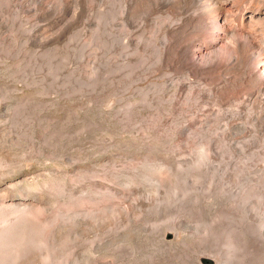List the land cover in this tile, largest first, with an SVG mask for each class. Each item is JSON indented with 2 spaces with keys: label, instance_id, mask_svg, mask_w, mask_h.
<instances>
[{
  "label": "rangeland",
  "instance_id": "rangeland-1",
  "mask_svg": "<svg viewBox=\"0 0 264 264\" xmlns=\"http://www.w3.org/2000/svg\"><path fill=\"white\" fill-rule=\"evenodd\" d=\"M247 1L242 0V4L244 3L245 6L254 4L256 6L254 2L251 4L252 0ZM117 2L119 6L116 4ZM119 2L120 0H115V2L114 0H0V264H187V262L188 264H195L194 254L196 253H193V251L206 252L208 254L207 264H215L217 259V257L214 258L215 254H217L215 253L216 248V251L222 249V252L224 251V254L220 251L221 253L218 252L217 255H225L227 251L231 253L227 252L226 256L230 257L232 255L230 257L233 260L232 264H237V261L238 264H243L242 260L244 257L245 259L247 258V264H259L260 262V264H264V256L260 257L264 255V250L262 249L264 248V239L262 237V231L264 230V199H262L264 197V145L243 149L250 158L252 165L254 163L253 166H255H252V188H254L250 195L252 196L253 193L255 195L251 197L253 199L250 198V205L254 216L250 217L249 221H246L239 206L232 201L223 202L218 197L222 190V184L226 180L217 177L218 179L214 181L211 178L210 172L207 171L206 165L204 166L206 160L204 155L208 150L205 142L208 138L207 133L211 131L215 132V129H217L216 131L220 130L219 127H222L221 125L223 124L220 116L213 115L211 118L209 117L205 127L202 126L204 127L203 129L201 128L202 130H200L199 126L196 129L194 128L195 130L183 142L180 137H178V140L173 135L171 128L173 102L168 93L170 87L165 86L163 83L166 81L164 77L167 78L168 70L166 68L164 70V66L161 64L159 58L160 50L158 49V47L161 48L164 40L163 33H159V29L161 28L160 32L165 30L164 28L168 25L166 23H169L168 17H172L173 14L170 16L171 13L164 12L165 10L163 9H160V12H158L159 10L157 9L159 8L153 7L154 10L151 5L146 3L147 5L144 4V6L143 3L140 4L138 3L140 1H137L134 3L140 6L133 4L132 6L135 10L131 8L130 11L133 14L129 12L133 16L128 13V17H132L131 20L134 19V22L131 21V23L133 22L132 26L129 25L131 30H129V27H127L128 31L125 30L126 32L121 31L120 28L111 30L109 17L111 18L112 15L113 17L120 16V14H116L121 13L120 10L123 7L124 0ZM51 5L52 7H50ZM254 6L252 5L251 7L254 8ZM259 6L261 8L264 7L263 3L259 4ZM181 7V10L180 8L177 10L180 14L174 12L173 17L178 14L184 16V10L187 6L182 4ZM151 8L153 10H150ZM114 9H117L114 12L115 14H113ZM46 11H51V14L46 13ZM153 11L158 13L155 14ZM150 12H153L154 15ZM109 13L111 16H107ZM41 14L46 16L43 15L42 17ZM149 14L150 16L152 15L151 18L153 20L149 18ZM142 17L143 19H141ZM154 17H156L155 20ZM158 17L159 22L157 21ZM160 25L161 27L159 28ZM155 26H158L157 29ZM150 30L153 31L151 32ZM130 32H132V35ZM111 34L114 36L113 40ZM117 38L119 40L120 38L122 39L120 44L123 43V46L120 50L119 47L121 45ZM123 38L128 40L126 43L128 45L124 43ZM115 40L118 41L116 42ZM146 40L150 43H146ZM108 41L112 42L109 43ZM158 42L161 43V46H158ZM113 43L115 44L114 46L112 45ZM118 44L120 46H116ZM110 46H113V49ZM144 49L147 51H144ZM123 52L125 53L124 55L122 54ZM146 56L148 57L145 58ZM118 59L120 61L123 60V63L118 61ZM111 62L113 64H110ZM115 63L118 64L116 65L118 68L114 65ZM135 64L140 65L136 66ZM113 65L115 66L114 68L111 67ZM110 72L112 73L110 74ZM120 76H123L124 80ZM138 81L139 83H136ZM145 84L149 85L146 87ZM153 84L155 85L153 86ZM161 84H164L165 88ZM135 85L139 88L135 87ZM166 96L168 101H166ZM111 100L114 101L112 102ZM126 103L127 105H125ZM140 103L144 105H139ZM190 103L188 106L190 107L191 105V112L189 107L184 109L182 103L178 105L177 109L181 115H183L182 111L186 110V116L191 115L192 121H194L196 117H193V114L196 111L195 109H198L197 103L193 100ZM194 103L196 104L194 105ZM194 107L196 108L194 109ZM169 112H171L170 116ZM179 150L181 152L178 153ZM168 151L172 153L170 154ZM176 151L177 153H175ZM182 152L186 156L183 154V157ZM221 152H226V149L223 145L217 144L213 152L215 154H211V161L216 163L215 165H219L218 163H220ZM256 152L260 154H258L259 157L256 155ZM179 155H181V159ZM261 155H263V159ZM175 156L179 157L178 160ZM190 157L191 159H189ZM147 161L149 164L152 162L153 166L149 165ZM176 161H179V163H176ZM165 162H168V164ZM184 162L188 163L183 165ZM194 162L198 167L191 164H195ZM133 163L139 164L140 167L135 166ZM261 163L262 165H260ZM190 164L191 167H189ZM141 165L144 168H141ZM133 166L136 167V170L140 168L141 170L136 171ZM220 166L222 167L223 165ZM157 169H160L159 172ZM188 169L192 170L191 173L193 175ZM178 171H184L187 174L180 172L182 174L180 175ZM131 172L133 176H130ZM155 172L156 175L154 174ZM142 173L143 175H141ZM174 174L175 176H173ZM203 174H206V176ZM160 175L162 176L160 177ZM202 175L203 179L199 181L198 177L200 179ZM192 176H195L196 179ZM108 177H112L111 181L108 180ZM257 177L259 179L258 182L256 181ZM116 178L118 179L116 180ZM153 180L156 183L152 182ZM176 180L179 182L177 183ZM189 180H192L193 183ZM195 180L196 182H194ZM204 180L209 185L207 182L205 184L201 183ZM117 181L119 183L122 182V185L116 184ZM148 182L149 185L145 184ZM160 182L164 183L163 188H161L162 183L160 184ZM187 182L190 185L192 184L194 188H191ZM220 182L223 183L219 185ZM156 185H160L159 188L158 186L155 187ZM196 185H199L197 186L199 190ZM171 186L173 187V191ZM213 186L215 187L213 188ZM188 187L190 189H186ZM155 189L158 190L155 191ZM179 189L183 193H186L183 195L182 192H179ZM166 190L167 193L165 192ZM168 190L171 193L173 192L174 195ZM147 191L152 195H156L157 193L162 194L163 199L164 197L167 198H165L166 202H164L165 199L161 198L163 202L159 201V203L154 204L156 201L149 198L144 204H141L144 201L141 200L143 198L141 196ZM107 192L111 193L108 194ZM188 192L192 193V196L188 195ZM202 192L203 195H201ZM206 195H209V197L211 195V197L209 198ZM136 196L140 201L135 199ZM201 196L202 198L199 200ZM256 196L261 197L257 199ZM184 197H188L189 199ZM197 197L199 199H196ZM206 197L208 198L206 199ZM192 200L193 204L190 205ZM130 201H132L131 204L129 203ZM184 203L187 204L185 205ZM199 203L204 207H201L202 205L200 206ZM259 203L260 206L262 205V208L259 206ZM173 204H175L176 209L172 206ZM158 206L161 208L159 209ZM188 206L192 210L188 209ZM195 206L198 207L196 208ZM140 208L145 209L143 211ZM125 210L126 213H124ZM118 213L128 215L123 217L121 214L120 217ZM261 215H263V218L260 217ZM212 216L215 218L214 220ZM109 217L110 220L108 221ZM118 217H120V220ZM228 217H232V220ZM133 218L135 219L133 220ZM207 219L211 224L206 222ZM162 220H164L162 223L159 222ZM143 221H147L146 223L144 222L146 225H144ZM131 222L133 223L132 225ZM158 223L160 225H157ZM164 224H167V227ZM251 224L255 225L252 226ZM189 225L192 226L191 229H189L191 227ZM135 226H137V229H134ZM142 226H147V230L145 229L146 227L142 229ZM151 226L153 228L157 227L153 229ZM257 227H260L259 231H255ZM138 228L140 229L138 230ZM166 229L177 231V235H169L165 238L168 242L167 245H165L162 236L163 231ZM188 229L189 231L187 232ZM111 230L118 233L113 235L114 232ZM252 230L254 231L253 235L257 232L256 237L252 235ZM123 231L124 233H122ZM125 232L126 234L128 233L127 237H125ZM204 232L209 233L208 235L210 236L208 237L207 233L205 234ZM233 232L235 235L232 234ZM238 233H243L239 234L240 238L238 237ZM116 236L118 239L120 237L121 240L119 239V242ZM226 236L227 239H224ZM228 236L230 239H228ZM249 236L252 237L249 238ZM235 237L238 239V244ZM257 237H259V240ZM202 238L206 240H202ZM124 239L129 241H125ZM218 239L222 240H220L221 243ZM209 242H213L215 244L214 247L211 246L213 243H210V245ZM223 242L227 243L230 247L226 246ZM205 243H207V247H205ZM230 243L231 245H229ZM251 243L255 244V247ZM201 248L202 250H200ZM190 251L192 252L191 255ZM244 252L246 253L245 256L244 254L242 255ZM247 254L251 259H249ZM185 256L188 257L185 258ZM10 257H12L14 262H9L8 259ZM257 257L258 260H256ZM191 260L193 261L192 263Z\"/></svg>",
  "mask_w": 264,
  "mask_h": 264
},
{
  "label": "bare ground",
  "instance_id": "bare-ground-1",
  "mask_svg": "<svg viewBox=\"0 0 264 264\" xmlns=\"http://www.w3.org/2000/svg\"><path fill=\"white\" fill-rule=\"evenodd\" d=\"M117 1V0H116ZM122 0H120L121 2ZM126 1V2H125ZM137 1H140L138 3H143L144 4H149L153 7H156V8H159L157 10H159L158 12H160V9H163L165 10L164 12H169L171 13L170 16L172 15V17H168L169 18V23H166L168 24L166 26V28H164L165 30H163V32H160V27L162 25L159 26V33H163V37H164V40H163V43H162V46H161V43L158 42V46H161V48L158 47V49L160 50V53H159V58H160V61H161V64L164 66V70L165 68L168 70V73H167V78L164 77V79L166 81H164L163 83L165 84V86H168L170 87L169 89V94H170V97H171V100H172V104H173V118H172V132H173V135L177 137H180L182 142L185 141L190 135L191 133L196 129L198 128V126L200 127V130H202L204 127H205V124L206 122L208 121L209 117L211 118V116L213 115H219L221 120L223 121V124H219L221 125L222 127H219L220 130L216 131L217 129H215L211 132H208L207 133V136L208 138L206 139V146L208 147V150L205 152V164L204 166L206 165V169L208 172H210V175H211V178L214 179V181L218 178L220 179H225L226 182L224 184H222V190L220 191L219 193V196L221 198V200L223 202H234L237 206L240 207V209H242V212H243V217L245 218L246 221H249L250 217L254 216V213H253V210L251 209V205H250V198L252 196H250L252 194V191H253V188H252V183H253V178H252V163L250 162V158L248 157V155L244 152V148L246 147H251V146H257V145H264V7H262V5L259 6V4L263 3V6H264V0H259V1H256V0H252L251 1V4L252 2H254L256 4V6H254V4H252L254 6V8H252L250 6H248L247 3L248 0L246 3L247 6H245V4L243 3L242 4V0H124V3L122 4L123 7L121 8V13H118L116 15H119V17H113V15L111 16L110 13L107 14V16H111V18L109 17L110 19V28L111 30H116L117 28L121 29V31H128L127 27H129V25L132 26L133 24V20H131L130 17H128V13L130 12L131 14H133L130 10L132 8V10H135L133 9L134 7L132 6L133 4H135L134 2H137ZM36 2V1H35ZM115 2V0H114ZM119 2V3H120ZM145 2V3H144ZM40 4V3H39ZM43 4V3H42ZM113 4V3H112ZM118 4V2L116 3ZM146 4V5H147ZM182 4L186 5V9L183 11L184 13V16H181L179 15L180 13L177 12V10L182 6ZM49 5V4H48ZM140 6L139 4H135V6ZM55 6V5H54ZM113 6H115V4H113ZM119 6V4H118ZM145 6V5H144ZM1 7V6H0ZM52 7V5L50 6ZM116 7V6H115ZM114 7V8H115ZM117 8V7H116ZM140 8V7H139ZM143 8V7H142ZM150 9V10H153V9ZM182 8V7H181ZM180 8V10H181ZM184 8V6H183ZM53 9V8H52ZM141 9V8H140ZM144 9V8H143ZM254 9V10H253ZM5 10V9H4ZM48 10V9H47ZM115 10V9H114ZM113 10V14H115L114 12L117 11V9L114 11ZM138 10V9H137ZM155 10V9H154ZM49 11V10H48ZM46 11V13L48 12ZM144 11V10H143ZM142 11V12H143ZM149 11V10H148ZM43 12V11H41ZM90 12V11H89ZM112 12V11H110ZM136 12V11H134ZM139 12V10H138ZM155 14L158 13V12H155L153 11ZM153 12H150L153 14ZM174 12H177L179 13L178 15H175L174 16ZM51 14V11L48 12ZM129 13V14H130ZM45 14V13H44ZM44 14H41L42 17ZM130 14V15H131ZM165 14V13H164ZM163 14V15H164ZM145 15V14H144ZM151 15V16H152ZM46 16V15H44ZM66 16V15H65ZM115 16V15H114ZM133 16V15H131ZM138 16V15H136ZM140 16V15H139ZM150 16V14H149ZM151 16L149 18H151ZM159 16V15H158ZM166 16V14H165ZM48 17V16H47ZM160 17V16H159ZM159 17H158V22H159ZM167 17V16H166ZM66 18V17H65ZM135 18V16H134ZM138 18V17H137ZM156 17H154V20H155ZM143 19V17L141 18ZM153 20V18H151ZM164 20V19H163ZM108 21V20H107ZM131 21H133L131 23ZM144 21V20H143ZM109 22V21H108ZM137 23V22H136ZM157 23V22H156ZM138 24V23H137ZM148 24V23H147ZM141 25H142V21H141ZM155 25V24H154ZM158 25V24H157ZM165 25V24H163ZM145 26V25H144ZM107 27H108V24H107ZM156 27V26H155ZM154 27V28H155ZM158 27V26H157ZM156 27V29H157ZM165 27V26H164ZM130 28V27H129ZM147 28V26H146ZM152 28V27H151ZM141 29V27H140ZM139 29V31H140ZM131 30V28L129 29ZM132 30H134L132 28ZM138 30V28H137ZM144 30V28H143ZM125 31V32H126ZM138 31V32H139ZM142 31V29H141ZM148 31H149V28H148ZM151 31V30H150ZM153 31V30H152ZM151 31V32H152ZM157 31V30H156ZM108 32V31H107ZM116 32V31H115ZM114 32V33H115ZM118 32V31H117ZM143 32V31H142ZM142 32H140V34H142ZM119 33V32H118ZM131 35H132V32H130ZM129 33V34H130ZM136 33V32H135ZM156 33V32H155ZM117 34V33H115ZM139 34V36H140ZM147 34V32H146ZM109 35V34H107ZM114 35V34H113ZM119 35V34H118ZM117 35V37H118ZM121 35V34H120ZM123 36V35H121ZM134 36V35H133ZM144 36V35H143ZM159 36V35H158ZM111 37H112V40H113V37L112 34H111ZM135 37V36H134ZM162 38V36H160ZM109 38V37H108ZM116 38V36H115ZM114 38V39H115ZM122 38V37H121ZM120 38L119 40V44H120V41L122 40ZM160 38V39H161ZM146 39V38H145ZM108 40V39H107ZM118 40H115L116 42ZM123 41L124 43L126 44L128 42L127 39L123 38ZM142 41V40H141ZM109 42V41H108ZM107 42V43H108ZM112 41H110L109 43H111ZM115 42V43H116ZM108 43V45H109ZM146 43H150V42H147L146 40ZM117 44V43H116ZM116 45V46H120L119 47V50L120 48L122 49V46H123V43L120 44V45ZM113 46L115 45L114 43L112 44ZM128 45V44H126ZM125 45V46H126ZM131 45V44H130ZM148 45V44H147ZM152 45V44H151ZM112 46V47H113ZM146 46V45H145ZM108 47V46H107ZM111 47V46H110ZM111 47V48H112ZM110 49V48H109ZM113 49V48H112ZM116 49V48H115ZM126 49V48H125ZM124 49V50H125ZM134 49V48H133ZM150 49V48H149ZM118 50V51H119ZM135 50H138V49H135ZM146 49H144L145 51ZM158 50V51H159ZM147 51V50H146ZM157 51V50H156ZM156 51H155V54H156ZM113 52V51H112ZM135 53V52H134ZM137 53V52H136ZM141 53V52H139ZM147 53V52H146ZM123 55L125 54L124 52L122 53ZM113 55V54H112ZM141 55V54H140ZM139 55V57H140ZM148 55V54H146ZM158 55V54H157ZM114 56V55H113ZM112 56V57H113ZM118 56V55H117ZM126 56V55H125ZM111 57V58H112ZM120 57V55H119ZM117 57V58H119ZM124 57V56H123ZM148 56H146L145 58H147ZM153 57V56H152ZM157 57V56H156ZM121 58V57H120ZM138 58V57H136ZM155 58V56H154ZM153 58V59H154ZM158 58V59H159ZM123 59V58H122ZM125 59V58H124ZM130 59V58H129ZM132 59V58H131ZM141 59V58H140ZM140 59H138L140 61ZM156 59V58H155ZM154 59V60H155ZM147 60V59H146ZM113 61H116V60H113ZM118 61H120L118 59ZM123 61V60H122ZM120 61V62H122ZM137 61V60H136ZM138 61V62H139ZM151 61V60H150ZM156 61V60H155ZM133 62V61H132ZM117 63V62H116ZM114 64L115 66L118 65V64ZM119 63V62H118ZM123 63V62H122ZM137 63V62H136ZM140 63V62H139ZM147 63V61H146ZM154 63V62H153ZM110 64H113L112 62ZM128 64V63H127ZM132 64V63H131ZM111 66L112 68H114L115 66ZM120 65V64H119ZM134 65V63H133ZM136 66L137 65H140V64H135ZM158 65V64H157ZM160 65V64H159ZM161 65V66H162ZM125 66V65H124ZM135 66V67H136ZM117 67V66H116ZM146 67V66H145ZM144 67V68H145ZM151 67V66H150ZM149 67V68H150ZM156 67V66H155ZM118 68V67H117ZM120 68V66H119ZM121 68H122V64H121ZM132 68V67H131ZM141 68V67H140ZM159 68V67H158ZM110 69V67H109ZM130 69V68H128ZM134 69V68H133ZM112 70V69H111ZM143 70V69H141ZM150 70V69H149ZM161 71V70H160ZM114 72V71H113ZM146 72V71H145ZM151 72V71H150ZM112 72H110L111 74ZM126 73V72H124ZM140 73V72H139ZM147 73V72H146ZM164 73V72H163ZM141 74V73H140ZM150 74V73H149ZM166 74V73H165ZM120 75H122V73H120ZM151 75V74H150ZM128 76V75H127ZM148 76V75H147ZM121 78L123 76H120ZM142 77V76H141ZM140 77V78H141ZM146 77V76H145ZM109 78V77H108ZM151 78V77H150ZM111 79V78H110ZM123 79V78H122ZM136 79V78H135ZM124 80V79H123ZM110 81V80H109ZM116 81V80H115ZM150 81V80H149ZM112 82V80H111ZM153 82V81H152ZM159 82V81H158ZM158 82H157V85H158ZM131 83V82H129ZM135 83V82H134ZM136 83H139L136 82ZM150 83V82H149ZM162 83V82H160ZM152 84V83H151ZM164 84H161V86H163ZM131 85V84H130ZM146 85V84H145ZM143 85V86H145ZM149 84L146 85V87L148 86ZM155 84H153L154 86ZM160 85V84H159ZM137 85H135L136 87ZM140 86V85H139ZM151 86V85H150ZM149 86V87H150ZM161 86H158V87H161ZM122 87V86H121ZM120 87V88H121ZM138 87V86H137ZM157 87V86H156ZM156 87H153V88H156ZM119 88V89H120ZM123 88V87H122ZM131 88V86H130ZM139 88V87H138ZM163 88H165L163 86ZM158 89V88H157ZM160 89V88H159ZM128 90V89H127ZM126 90V91H127ZM147 90V89H146ZM152 90V89H151ZM120 91V90H118ZM142 91V90H141ZM121 92V91H120ZM145 92V91H144ZM154 92V90H153ZM156 92V91H155ZM162 92V91H161ZM146 93V92H145ZM152 93V92H150ZM165 93V92H164ZM159 94V93H158ZM166 94V93H165ZM113 95V94H112ZM130 95V94H129ZM132 95V94H131ZM143 95V94H141ZM164 96V94H163ZM114 97V96H113ZM123 97V96H122ZM132 97V96H131ZM112 98V97H111ZM144 98V97H143ZM155 98V96H154ZM164 98V97H163ZM169 98V97H168ZM123 99V98H122ZM159 99V98H157ZM116 100V99H115ZM193 100V101H196V103H194V105L196 104L197 105V108L198 109H195L196 107H194V109L196 110L195 113L193 114V117L195 116V120L192 121V116L189 115V116H186L185 112L186 110L182 113L183 115H181V113L179 114V110L177 109L178 105L180 103H182V106L184 107V109L188 108L190 101ZM112 101V100H111ZM114 101V100H113ZM112 101V102H113ZM145 101V100H144ZM143 101V102H144ZM164 101V100H163ZM166 101H168L167 99V96H166ZM109 102V101H108ZM130 102V101H129ZM124 103V102H123ZM128 103V102H127ZM127 103L125 105H127ZM112 104V103H111ZM115 104V103H114ZM150 104V103H148ZM147 104V105H148ZM132 105V104H131ZM139 105H142V103H140ZM144 105V104H143ZM142 105V106H143ZM193 105V106H194ZM169 106V105H168ZM121 107V106H120ZM167 107V106H166ZM191 107V105H190ZM189 107V108H190ZM131 108V107H130ZM129 109V108H127ZM183 109V110H184ZM191 109V108H190ZM172 110V109H171ZM192 111V109L190 110V112ZM129 112V111H128ZM170 113L169 112V116H170ZM118 114V113H117ZM130 115V114H129ZM125 116V114H124ZM123 116V117H124ZM141 119V118H140ZM170 119V118H169ZM214 119V117H213ZM122 120V119H121ZM210 121V120H209ZM161 122V121H160ZM164 122V121H163ZM170 122V121H168ZM219 123V122H218ZM161 125V124H160ZM171 125V124H170ZM204 126V127H202ZM211 126V125H210ZM169 127V126H168ZM195 128V129H194ZM202 128V129H201ZM218 128V127H217ZM213 129V128H212ZM170 131V130H169ZM210 131V130H209ZM167 132V131H166ZM165 132V134H166ZM158 134V133H157ZM199 134V133H198ZM162 135V134H161ZM200 135V134H199ZM204 135V134H203ZM145 136V135H144ZM148 136V135H146ZM160 136V135H159ZM168 137V136H167ZM165 137V138H167ZM171 137V135H170ZM171 139V138H170ZM176 139V141H177ZM172 140V139H171ZM179 140V139H178ZM199 141V140H198ZM175 142V141H174ZM179 142V141H178ZM188 142V141H187ZM172 143V142H171ZM217 144H221L225 147L226 149V152H221L220 156L221 158L219 159L220 163H218L219 165H215L216 163H214L213 161H211V154H215L213 153L215 151V147L217 146ZM165 145V144H164ZM180 145V144H179ZM188 145V144H187ZM202 145V143H201ZM258 146V147H259ZM168 147V146H167ZM166 148V147H165ZM164 148V149H165ZM170 148V147H168ZM172 148V147H171ZM257 148V147H256ZM204 149V148H203ZM250 149V148H248ZM254 149V147H253ZM252 149V150H253ZM219 150V148H218ZM222 150V149H221ZM251 150V151H252ZM256 150V149H255ZM261 150V149H260ZM170 151V150H169ZM168 151V152H169ZM223 151V150H222ZM258 151V150H257ZM181 152L180 150L178 151V153ZM186 152V150H185ZM188 152V151H187ZM192 152V151H191ZM247 152V151H246ZM255 152V151H254ZM167 153V152H166ZM170 153V152H169ZM172 153V152H171ZM170 153V154H171ZM177 153V151L175 152ZM262 153V152H261ZM174 154V153H173ZM172 154V156H173ZM184 152H182V156H183ZM191 154V153H190ZM217 154V153H216ZM251 154V153H250ZM259 154V153H258ZM257 152H256V155H258ZM176 155V154H175ZM178 155V154H177ZM185 155V154H184ZM260 155V154H259ZM258 155V157H259ZM148 156V155H147ZM159 156V155H158ZM156 156V157H158ZM164 156V155H163ZM169 156V155H168ZM186 156V155H185ZM190 156V155H189ZM196 156V155H194ZM251 156V155H250ZM262 156V159H263V155ZM260 156V157H261ZM177 157V156H175ZM180 159L182 158L181 155H179ZM177 157V160L178 158ZM184 157V156H183ZM217 157V156H216ZM219 157V156H218ZM253 157V156H252ZM128 158V157H127ZM154 158V157H153ZM159 158V157H158ZM170 158V157H169ZM196 158V157H195ZM213 158V156H212ZM129 159V158H128ZM133 159V158H132ZM131 159V160H132ZM146 159V158H144ZM148 161H149V157L147 158ZM159 159H162L161 157ZM158 159V160H159ZM191 159V157L189 158ZM199 159V158H198ZM203 159V158H202ZM109 160V159H108ZM174 160V159H173ZM183 161H185L184 159H182ZM180 160V161H182ZM187 160V159H186ZM204 160V159H203ZM255 160V159H254ZM113 161V160H112ZM118 161V160H117ZM121 161V160H119ZM130 161V159H129ZM135 161V160H134ZM147 161V163L149 164V162ZM169 161V160H168ZM182 161V162H183ZM192 161V160H191ZM190 161V162H191ZM195 161V160H194ZM200 161V160H199ZM218 161V160H216ZM110 162V160H109ZM116 162V161H115ZM131 162V161H130ZM140 162V161H139ZM156 162V161H155ZM259 162V161H258ZM136 163V162H135ZM133 163V164H135ZM146 163V161H145ZM152 163V162H151ZM150 163V164H151ZM157 163V162H156ZM161 163V162H160ZM166 163V162H165ZM171 163V162H170ZM176 163H179V161ZM186 162L181 163L183 165H185ZM188 163V162H187ZM186 163V164H187ZM195 163V162H194ZM199 163V162H197ZM115 164V163H114ZM149 164V165H150ZM154 164V162H153ZM168 164V162L166 163ZM193 166H197V164H193L191 163ZM191 164L189 167H191ZM203 164V163H202ZM117 165V164H116ZM132 165V163H131ZM137 164H135L136 166ZM152 165V164H151ZM155 165V164H154ZM180 165V164H179ZM220 165H223L222 167ZM258 165V164H256ZM262 165V163L260 164ZM259 165V167H260ZM118 166V165H117ZM139 166V164L137 165V167ZM142 167L141 168H144L143 165H141ZM153 166V165H152ZM159 166V165H158ZM161 166V164H160ZM171 166V165H169ZM125 167V166H124ZM134 167V166H133ZM140 167V166H139ZM163 167V166H162ZM181 167V165H180ZM179 167V169H180ZM188 167V168H189ZM255 167V166H253ZM119 168V167H118ZM129 168V167H127ZM136 167H134V170ZM141 168L139 170H136V171H140ZM157 168V166H156ZM167 168V166H166ZM172 168V166H171ZM176 168V167H175ZM173 168V169H175ZM182 168V167H181ZM187 168V167H186ZM184 168V169H186ZM200 168V166H199ZM199 168H197L199 170ZM205 169V167H203ZM125 169V168H124ZM131 169V168H130ZM178 169V168H177ZM193 169V168H192ZM153 170H156V169H153ZM158 170V169H157ZM160 170V169H159ZM158 170V172H159ZM163 170V169H161ZM183 170V169H182ZM189 170V169H188ZM254 170V169H253ZM260 170V169H259ZM258 170V171H259ZM264 170V169H263ZM144 171V170H143ZM147 171V170H145ZM165 171V169H164ZM171 171V170H170ZM185 171V170H184ZM184 171H178L179 173L180 172H184ZM190 173H191V169L189 170ZM197 171V170H196ZM200 171V170H199ZM152 172V171H151ZM206 172V171H205ZM206 172V173H208ZM261 172V171H260ZM136 173V172H135ZM141 173V172H140ZM149 173V171H148ZM153 173V172H152ZM185 173V172H184ZM195 173V172H194ZM255 173V172H254ZM258 173V172H256ZM139 175V173H137ZM156 175V172L154 173ZM159 174V173H157ZM165 174V173H164ZM187 174V173H185ZM192 174V173H191ZM196 174V173H195ZM209 174V173H208ZM133 176L132 172L130 174V176ZM143 175V173L141 174ZM146 175V174H145ZM177 175V174H176ZM179 175V174H178ZM180 175H182L180 173ZM184 175V174H183ZM190 175V174H189ZM193 175V174H192ZM200 175V174H199ZM206 176V174H203ZM203 175L202 177L199 179L198 177V180L200 181L201 179H203ZM260 175V174H258ZM263 175V173H262ZM118 176V175H117ZM116 176V177H117ZM140 176V175H139ZM150 176V175H149ZM159 176V175H158ZM162 175H160L161 177ZM167 176V175H166ZM169 176V175H168ZM172 176V175H171ZM175 176V174L173 175ZM172 176V177H173ZM201 176V175H200ZM204 176V177H205ZM257 176V175H256ZM147 177V176H146ZM154 177V176H152ZM178 177V176H177ZM183 178H185L184 176H182ZM191 177V175H190ZM193 178L195 176H192ZM218 177V178H217ZM254 177V176H253ZM110 180L111 178L108 177ZM115 178V177H114ZM113 178V179H114ZM119 178V177H118ZM116 178V180L118 179ZM131 178V177H130ZM143 178V177H142ZM163 178V177H162ZM207 178V177H205ZM204 178V179H205ZM261 178V177H260ZM263 178V177H262ZM132 179V178H131ZM133 179H137V178H133ZM139 179V178H138ZM150 179V178H149ZM152 179V178H151ZM165 179V178H163ZM162 179V181H163ZM176 179V178H175ZM174 179V180H175ZM178 179V178H177ZM180 179V177H179ZM188 179V178H187ZM196 179V177H195ZM212 179V180H213ZM228 179V180H227ZM255 179V178H254ZM134 180V181H135ZM157 180V179H156ZM161 180V179H160ZM181 180V179H180ZM183 180V179H182ZM206 180V179H205ZM204 180V181H205ZM211 180V179H209ZM111 181V180H110ZM120 181H122L120 179ZM177 181V180H176ZM188 181V180H187ZM189 181H192V180H189ZM201 181V183L203 182L204 184L207 182V181ZM257 182L259 181L258 177H257ZM133 182V181H132ZM152 182H155V180H153ZM158 182V181H157ZM165 183V181H163ZM172 182V181H171ZM179 181H177L178 183ZM196 182V180L194 181ZM224 182V181H223ZM223 182H220L219 185ZM261 182V180H260ZM264 182V181H263ZM111 183V182H109ZM119 182L117 181L116 184H118ZM122 182H120L118 185H122L121 184ZM127 183V182H126ZM125 183V184H126ZM151 183V181H150ZM154 183V184H155ZM162 182H160L161 184ZM164 183H162V186L161 188H163V185ZM170 183V182H169ZM182 183V182H181ZM189 185L190 183L187 182ZM193 183V181H192ZM200 183V184H201ZM215 183V182H214ZM232 183V185H231ZM130 184V183H129ZM136 184V183H135ZM134 184V185H135ZM144 184V183H143ZM145 184H148L149 185V182L148 183H145ZM144 184V185H145ZM158 184V183H157ZM174 184V183H173ZM176 184V183H175ZM180 184V183H179ZM199 184V185H200ZM208 184V182H207ZM212 184V183H211ZM210 184V185H211ZM218 184V183H217ZM216 184V186H217ZM171 185V184H170ZM199 185H196L199 186ZM209 185V184H208ZM212 185H215V184H212ZM211 185V186H212ZM256 185V184H255ZM261 185V184H260ZM131 186V185H129ZM136 186V185H135ZM158 185H156L155 187H157ZM160 186V185H159ZM158 186V188H159ZM166 186V184H165ZM174 186V185H173ZM176 186V185H175ZM183 186H185L183 184ZM182 186V187H183ZM191 188H194L192 187L193 185L191 184L190 185ZM195 186V185H194ZM203 186V185H202ZM200 186V187H202ZM210 186V187H211ZM254 186V185H253ZM128 187V186H127ZM133 187V186H132ZM138 187V186H137ZM170 187V186H169ZM172 187V186H171ZM178 187V186H177ZM195 187V188H196ZM209 187V186H208ZM215 186H213L214 188ZM257 187V185H256ZM255 187V188H256ZM122 188V187H121ZM151 188V187H150ZM149 188V189H150ZM166 188V187H165ZM198 188V187H197ZM196 188V189H197ZM212 188V189H213ZM219 188V187H218ZM115 189V188H114ZM128 189V188H127ZM168 189V187H167ZM177 189V188H176ZM181 189V188H180ZM179 189V192L181 193L182 191H180ZM186 189H190L189 187L186 188ZM196 189H194L196 191ZM257 189V188H256ZM112 190V189H111ZM126 190V189H125ZM148 190V189H146ZM158 190V189H155V191ZM165 190V189H164ZM171 190V189H170ZM185 190V189H184ZM183 190V191H184ZM199 190V188H198ZM208 190V189H207ZM215 190V189H214ZM263 190V189H262ZM110 191V190H109ZM113 191V190H112ZM116 191V190H115ZM120 191V190H119ZM133 191V190H132ZM138 191V190H137ZM145 191V190H144ZM143 191V192H144ZM160 191V190H159ZM169 191V190H168ZM172 191H173V187H172ZM177 191V190H175ZM174 191V192H175ZM260 191V190H259ZM264 191V190H263ZM148 192V191H147ZM143 193L141 197H143L141 200H144L141 204H144L145 201L149 198L151 199H154L156 202L155 203H159V201L161 202V198H162V194L160 195L159 193H157L156 195H152L150 194L149 192L148 193ZM164 192V191H163ZM167 193V190L165 191ZM170 192V191H169ZM194 192V191H193ZM255 192V191H254ZM108 194H110L109 192H107ZM122 193V192H121ZM156 193V192H155ZM171 193V192H170ZM186 192H182V194L184 195ZM200 193V192H199ZM115 194V193H113ZM112 194V195H113ZM139 194V193H138ZM141 194V193H140ZM154 194V193H153ZM164 194V193H163ZM173 194V192L171 193ZM190 194V192H188V195ZM192 194V193H191ZM190 194V195H191ZM217 194V193H216ZM260 194V193H259ZM128 195V194H127ZM126 195V197H127ZM136 195V194H135ZM174 195V194H173ZM176 195V194H175ZM203 195V192L202 194ZM214 195V194H212ZM257 195V194H256ZM119 196V194H118ZM123 196V195H122ZM139 196V195H138ZM166 196V195H165ZM186 196V195H185ZM192 196V195H191ZM199 196V195H198ZM209 197V195H206ZM217 196V195H216ZM255 196V195H254ZM253 196V197H254ZM172 197V196H171ZM183 197V196H182ZM195 197V195H194ZM206 197V199L208 198ZM211 197V195H210ZM209 197V198H210ZM257 197V196H256ZM261 197V196H260ZM259 196L257 197L260 198ZM138 197L136 196L135 199H137ZM166 197H164L165 199ZM186 198V197H184ZM202 196L200 197H197L196 199H199L201 200ZM205 198V197H204ZM203 198V200H204ZM214 198V196H213ZM216 198V197H215ZM163 199V198H162ZM163 199V200H164ZM167 199V198H166ZM166 199L164 202H166ZM171 199V198H170ZM179 199V198H177ZM183 199V198H182ZM186 199H189L188 197ZM191 199V198H190ZM195 199V198H193ZM195 199V200H196ZM205 199V201H206ZM219 199V198H218ZM253 199V198H251ZM264 199V197L262 198ZM121 200V199H120ZM122 200H124L122 198ZM128 201V199H126ZM133 200V199H131ZM138 200V199H137ZM174 200V199H173ZM194 200V201H195ZM215 200V199H213ZM212 200V201H213ZM261 200V199H260ZM125 201V200H124ZM140 201V200H138ZM171 201V200H170ZM184 201V200H183ZM182 201V203H183ZM189 201V200H188ZM198 201V200H196ZM219 201V200H218ZM259 201V200H257ZM264 201V200H263ZM122 202V201H121ZM132 201H130L129 203L131 204ZM136 202V201H135ZM163 202V201H162ZM178 203V201H176ZM192 203H190V205L193 204V200L191 201ZM214 202V201H213ZM217 202V201H216ZM124 203V202H123ZM127 203V204H129ZM149 203V202H148ZM169 203V202H167ZM166 203V205H167ZM174 203V202H173ZM180 203V202H179ZM188 203V204H189ZM201 203V202H200ZM199 203V204H200ZM208 203V201H207ZM256 203V202H255ZM254 203V205H255ZM258 203V202H257ZM264 203V202H263ZM110 204V203H109ZM113 204V203H112ZM138 204V202H137ZM185 204V203H184ZM187 204V203H186ZM185 204V205H186ZM197 204V203H196ZM221 204V203H220ZM233 204V203H232ZM126 205V204H125ZM147 206V204H145ZM149 205V204H148ZM157 205V204H156ZM159 205V204H158ZM162 205V204H161ZM160 205V206H161ZM175 204H173L172 206H174ZM202 204H200L201 206ZM218 205V204H217ZM223 205V204H222ZM221 205V206H222ZM264 205V204H263ZM108 206V205H107ZM112 206V205H111ZM133 206V204H132ZM140 206V204H139ZM144 206V205H143ZM142 206V207H143ZM228 206V205H227ZM259 206H260V203H259ZM258 206V208H259ZM262 206V205H261ZM260 206V207H261ZM127 207V206H126ZM129 207V206H128ZM131 207V206H130ZM148 207V206H147ZM159 207V206H158ZM166 207V206H165ZM168 207V206H167ZM175 209H176V206H174ZM187 207V206H186ZM190 210H192L190 208V206H188ZM196 207V206H195ZM198 207V206H197ZM196 207V208H197ZM201 207H204L203 205ZM212 207V206H211ZM232 207H234V205H232ZM231 207V208H232ZM254 207V206H253ZM257 207V206H256ZM255 207V208H256ZM109 208V207H108ZM118 208V207H117ZM120 208H121V205H120ZM124 208V207H122ZM137 208V207H136ZM151 208V207H149ZM148 208V209H149ZM161 207H159L160 209ZM173 208V207H171ZM184 208V207H183ZM230 208V210H232ZM238 208V207H237ZM262 208V207H261ZM128 209V208H127ZM130 209V208H129ZM141 209V208H140ZM143 209V208H142ZM141 209V210H142ZM145 209V208H144ZM143 209V211H144ZM180 209V208H179ZM201 209H204V208H201ZM200 209V210H201ZM229 209V207H228ZM257 209V208H256ZM110 210V209H109ZM122 210V209H120ZM124 210V209H123ZM181 210V209H180ZM184 210V209H183ZM189 210V211H190ZM221 210V209H220ZM259 210V209H257ZM256 210V211H257ZM262 210V209H261ZM131 211V210H130ZM147 211V210H146ZM156 211V210H155ZM171 211V210H170ZM207 211V210H206ZM223 211V210H222ZM108 212V211H107ZM111 212V211H110ZM116 212V211H115ZM118 212V211H117ZM123 212V211H121ZM133 212V211H132ZM167 212V211H166ZM165 212V213H166ZM172 212V211H171ZM176 212V211H175ZM198 212V211H197ZM227 212V211H226ZM231 212V211H230ZM235 212V211H234ZM109 213V212H108ZM124 213H126V210L124 211ZM158 213V212H157ZM174 213V212H173ZM186 213V212H185ZM217 213V212H216ZM239 213V212H238ZM258 213V212H257ZM256 213V214H257ZM120 214V217H121V214L122 213H118ZM175 214V213H174ZM203 214V213H202ZM260 214V213H258ZM257 214V215H258ZM110 215V214H109ZM108 215V216H109ZM123 215V214H122ZM128 215V214H126ZM126 215H123V217H126ZM170 215V214H169ZM186 215V214H185ZM188 215V214H187ZM190 215V214H189ZM201 215V214H200ZM205 215V214H204ZM238 215V214H237ZM118 216V215H117ZM133 216V214H132ZM148 216V215H147ZM197 216V215H196ZM206 216V215H205ZM218 216V215H217ZM231 216V215H230ZM235 216V215H233ZM263 215H261L260 217H262ZM111 217V215H110ZM110 217L108 219V221L110 220ZM120 217L119 220H120ZM177 217V216H176ZM207 217V216H206ZM213 217V216H212ZM215 217V215H214ZM212 218L213 220L215 218ZM259 217V219H261ZM113 218V216H112ZM111 218V219H112ZM117 218V217H116ZM129 218H131L129 216ZM128 218V220H129ZM154 218V216H153ZM204 218V217H203ZM230 218V217H228ZM227 218V219H228ZM236 218V217H235ZM234 218V219H235ZM241 218V217H240ZM263 218V217H262ZM135 218H133L134 220ZM142 219V218H141ZM147 219V218H146ZM156 219V218H154ZM162 219V218H161ZM160 219V220H161ZM178 219V217H177ZM180 219V218H179ZM191 220V218H189ZM188 219V220H189ZM218 219V218H217ZM242 219V218H241ZM264 219V218H263ZM114 220V219H113ZM152 220V219H150ZM157 220V219H156ZM165 220V219H164ZM164 220L162 221H159V222H163ZM168 220V219H167ZM175 220V219H173ZM230 220H232V217L230 218ZM240 220V219H239ZM244 220V219H242ZM255 220V219H254ZM253 220V221H254ZM112 221V220H111ZM136 221V220H135ZM147 221H149V219H147ZM147 221H143V223L147 222ZM180 221H182V219H180ZM202 221V220H201ZM204 221V220H203ZM212 221V220H210ZM216 221V220H215ZM214 221V222H215ZM256 221V220H255ZM254 221V223H255ZM89 222V221H88ZM152 222V221H151ZM158 222V221H156ZM179 222V221H177ZM188 222V221H187ZM187 222H185V224H187ZM205 222V221H204ZM203 222V223H204ZM207 223L208 222V219L206 221ZM229 221H227L228 223ZM233 222V221H231ZM241 222V221H240ZM114 223V222H113ZM122 223V222H121ZM129 223V221H128ZM139 223V222H138ZM141 225H143L142 222H140ZM144 223V225H146ZM155 223V222H153ZM151 223V224H153ZM168 223V222H167ZM170 223V222H169ZM190 224V222H188ZM224 223H225V220H224ZM259 223V221H258ZM125 224V223H123ZM122 224V225H123ZM133 223L131 222V225ZM137 224V223H136ZM156 224V223H155ZM154 224V225H155ZM178 224V223H177ZM180 224V223H179ZM198 224V223H197ZM211 224V223H209ZM218 224V223H217ZM220 224V223H219ZM226 224V223H225ZM230 224V223H228ZM235 224V223H234ZM238 224V222H237ZM240 224V223H239ZM242 224V223H241ZM260 224V223H259ZM263 224V223H262ZM108 225V223H107ZM113 225V224H112ZM120 225V224H119ZM157 225H160L159 223ZM165 225V224H164ZM167 225V224H166ZM165 225V227H167ZM182 225V224H181ZM179 225V226H181ZM192 225V224H191ZM189 225V226H191ZM196 225V224H195ZM214 225V223H213ZM233 225V224H232ZM236 225V224H235ZM252 226L255 225V224H251ZM258 225V224H257ZM105 226V224H104ZM148 226V225H147ZM147 226L143 227L142 229H146L147 230ZM150 226V225H149ZM207 226V225H206ZM219 226V225H218ZM241 226V225H239ZM243 226V225H242ZM241 226V227H242ZM260 226V225H259ZM112 227V226H111ZM117 227V226H116ZM124 227V226H122ZM127 227V226H126ZM137 226H135L134 229H137L136 228ZM153 228V226H151ZM157 226H155L154 228H156ZM173 227H174V224H173ZM183 227V226H181ZM200 227V226H199ZM204 227V226H203ZM211 227V225H210ZM230 227V226H229ZM246 227V226H245ZM251 228V226H249ZM97 228V227H96ZM101 228V227H100ZM133 228V227H132ZM150 228V227H149ZM153 228V229H154ZM192 226L189 228L191 229ZM201 228V227H200ZM214 228V227H213ZM232 228V227H230ZM108 229V228H107ZM119 229V228H117ZM121 229V228H120ZM140 228H138L139 230ZM189 229L187 230V232L189 231ZM197 229V228H196ZM211 230H213L212 228H210ZM236 229V228H234ZM246 229V228H245ZM244 229V230H245ZM249 229V228H248ZM252 229V228H251ZM255 229V228H253ZM152 230V229H151ZM156 230V229H155ZM183 230V229H182ZM195 230V229H194ZM207 230V229H206ZM210 230V231H211ZM216 230V229H215ZM220 230V229H219ZM227 230V229H226ZM240 230V229H239ZM259 231L260 230V227L257 229H255V231ZM114 232V230H111ZM122 231V230H121ZM120 231V233H121ZM125 231V229H124ZM124 231L122 233H124ZM129 231V230H127ZM126 231V232H127ZM141 231V230H140ZM145 231V230H144ZM196 231V230H195ZM203 231V230H202ZM201 231V232H202ZM209 231V230H208ZM224 231V230H223ZM233 231V230H232ZM243 231V230H242ZM253 231V230H252ZM109 232V231H108ZM125 232V237H127ZM131 232V231H130ZM186 232V231H185ZM191 232V230H190ZM189 232V233H190ZM222 232V230H221ZM227 232V231H226ZM239 232V231H238ZM118 233V232H117ZM114 232L113 235L117 234ZM153 233V232H152ZM205 233V232H204ZM207 233V232H206ZM205 233V234H206ZM230 233V231H229ZM244 233V232H243ZM241 233V234H243ZM246 233V232H245ZM257 233V232H256ZM255 233V235H256ZM111 234V232H110ZM134 234V233H133ZM193 234V232H192ZM209 233H207L208 235ZM225 235V233H223ZM223 234H222V237H223ZM227 234V233H226ZM232 234L235 235V233L233 232ZM239 234L238 233V237H239ZM240 234V235H241ZM254 234V231L252 232V235ZM259 234V233H258ZM261 234V233H260ZM122 235V234H121ZM124 235V234H123ZM169 235H177V231L176 230H169V229H166L163 231L162 233V236H163V240L165 241V245L168 244V242L166 241L167 239H165L167 236ZM214 235V234H213ZM218 235V234H217ZM233 235V236H234ZM247 235V233H246ZM253 235V236H255ZM111 236V235H110ZM118 236H120L118 234ZM131 236V235H130ZM161 236V235H160ZM204 236V235H202ZM206 236V235H205ZM210 235H208L209 237ZM221 236V235H219ZM231 236V235H230ZM232 236V238H234ZM236 236H237V233H236ZM22 237V236H21ZM108 237V236H107ZM113 237V236H111ZM115 237V236H114ZM129 237V236H128ZM214 237V236H213ZM217 237V236H216ZM215 237V239H216ZM242 237V236H241ZM252 237V236H251ZM249 236V238H251ZM256 237V236H255ZM260 237V236H259ZM259 237L258 240H259ZM262 237L264 239V230L262 231ZM117 238V236H116ZM123 238V237H122ZM132 238V237H131ZM200 238V237H199ZM206 238V237H205ZM220 238V237H219ZM231 238V239H232ZM236 239V243H237V237H235ZM240 238V237H239ZM248 238V237H247ZM120 239V237H119ZM117 238V241L119 240ZM178 239V238H177ZM204 238H202L203 240ZM210 239V238H208ZM224 239H227V236L226 238ZM223 239V240H224ZM228 239H230V237L228 236ZM255 239V238H253ZM261 239V238H260ZM121 240V239H120ZM123 240V239H122ZM125 240V239H124ZM192 240V239H191ZM206 240V239H204ZM212 240V239H211ZM210 240V241H211ZM219 240V239H218ZM221 240V239H220ZM219 240V242H220ZM234 240V239H233ZM125 241H129V240H125ZM163 241V242H164ZM185 241V240H183ZM208 241V240H207ZM222 241V240H221ZM255 241V240H254ZM253 241V242H254ZM102 242V241H101ZM119 242V241H118ZM124 242V241H122ZM179 242V241H178ZM181 242V241H180ZM194 242V241H192ZM214 242V241H213ZM213 242H209V244L213 243ZM218 242V241H217ZM218 242V243H219ZM228 242V241H226ZM232 242V241H231ZM240 242V241H239ZM242 242V241H241ZM251 242V241H250ZM260 242V241H258ZM262 242V241H261ZM99 243V242H98ZM203 243V242H201ZM200 243V244H201ZM208 243V242H207ZM207 243H205L204 245H206ZM216 243V241H215ZM221 243V242H220ZM224 243V242H223ZM234 243V242H233ZM244 243V242H243ZM242 243V244H243ZM121 244V243H120ZM193 244V243H192ZM208 244V245H209ZM210 244V245H211ZM227 245V243H224ZM223 244V246H224ZM238 244V243H237ZM246 244V243H245ZM252 245H254L253 247H255V244L251 243ZM261 244V243H259ZM104 245V244H103ZM109 245V244H108ZM115 245V244H113ZM196 245V244H195ZM203 245V244H202ZM214 243L213 246L214 247ZM221 245V244H220ZM231 245V243L229 244ZM240 245V243H239ZM100 246V245H99ZM117 246V245H116ZM122 246V244H121ZM134 246V245H133ZM163 246V245H162ZM161 246V247H162ZM185 246V245H184ZM238 246V245H237ZM236 246V247H237ZM242 246V245H241ZM259 246V245H258ZM263 246V244H262ZM109 247V246H108ZM157 247V246H156ZM177 247H180V246H177ZM207 247V245L205 246ZM220 247V246H219ZM222 247V246H221ZM230 247V246H228ZM257 247V246H256ZM99 248V247H98ZM124 248V247H123ZM211 248V247H209ZM208 248V249H209ZM61 249V248H60ZM159 249V248H158ZM178 249V248H177ZM204 249V248H203ZM215 249V248H214ZM219 249V248H218ZM234 249V248H233ZM240 249V248H239ZM252 249V248H251ZM264 250V248H262ZM121 250V249H119ZM129 250V249H128ZM202 250V248L200 249ZM207 250V249H206ZM217 250V248H216ZM215 250V253L218 254L222 252V250L220 251H216ZM226 250V249H225ZM256 250H258V248H256ZM255 250V251H256ZM171 251V250H170ZM181 251V250H180ZM239 251V250H238ZM242 251V250H240ZM253 251V250H251ZM112 252V250H111ZM162 252V251H161ZM185 252V251H184ZM191 252V251H190ZM211 252V251H210ZM224 252V251H223ZM222 252V253H223ZM228 252V251H227ZM227 252L225 253V255H217L215 254V257H217L216 261H215V264H232V259L226 254ZM243 252V251H242ZM250 252V251H249ZM118 253V252H117ZM193 253H196L194 254L195 256V261L194 259H192L194 261L195 264H207V257H208V254L204 251H198V252H194ZM213 253V252H212ZM229 253V252H228ZM257 253V252H256ZM262 253V252H261ZM127 255V253H125ZM181 254V253H180ZM188 254V253H187ZM192 254V252L190 253V255ZM224 254V253H223ZM231 254V253H229ZM244 254L245 256V252L242 253V255ZM254 254V253H253ZM259 254V252H258ZM164 255V254H163ZM178 255V254H177ZM248 255V254H247ZM250 255V253H249ZM248 255V256H249ZM256 255V254H255ZM261 255V254H260ZM112 256V255H111ZM121 256V255H120ZM180 256V255H179ZM252 256V255H250ZM249 256V259H251ZM254 256V255H253ZM264 255L260 256V257H263ZM188 257V256H185V258ZM247 257V256H246ZM14 258V257H13ZM166 258V257H165ZM213 258V259H214ZM238 259V257H236ZM235 258V259H236ZM255 258V257H254ZM253 258V259H254ZM15 259V258H14ZM183 259V258H182ZM190 259V258H189ZM247 259V258H246ZM246 259L244 257V259L242 260L243 261V264H247L246 262ZM9 262L10 261H13L12 257H10L9 259ZM188 260V259H187ZM191 260V263L193 262ZM256 260H258V257L256 258ZM259 260H261V258H259ZM264 260V259H263ZM153 261V260H152ZM183 261V260H182ZM14 262V261H13ZM112 262V261H111ZM176 262V261H175ZM174 262V263H175ZM178 262V260H177ZM187 262V261H186ZM248 262H251V261H248ZM256 262V261H255ZM236 263V262H235ZM240 263V262H239ZM261 263V262H260ZM259 263V264H260ZM11 264V263H10ZM188 264V262H187ZM237 264H238V261H237ZM241 264V263H240ZM257 264V263H256Z\"/></svg>",
  "mask_w": 264,
  "mask_h": 264
}]
</instances>
